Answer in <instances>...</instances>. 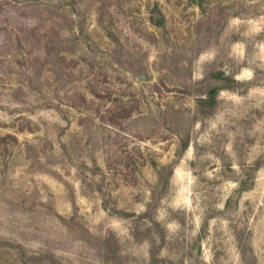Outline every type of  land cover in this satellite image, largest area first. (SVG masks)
<instances>
[{
  "label": "rangeland",
  "instance_id": "1",
  "mask_svg": "<svg viewBox=\"0 0 264 264\" xmlns=\"http://www.w3.org/2000/svg\"><path fill=\"white\" fill-rule=\"evenodd\" d=\"M0 264H264V0H0Z\"/></svg>",
  "mask_w": 264,
  "mask_h": 264
},
{
  "label": "trees",
  "instance_id": "2",
  "mask_svg": "<svg viewBox=\"0 0 264 264\" xmlns=\"http://www.w3.org/2000/svg\"><path fill=\"white\" fill-rule=\"evenodd\" d=\"M218 90H216V89H214L213 90V94L215 93V92H217ZM199 103H204L205 104V101L204 100H201ZM188 147V142H185L184 144H183V150H185L186 148Z\"/></svg>",
  "mask_w": 264,
  "mask_h": 264
}]
</instances>
